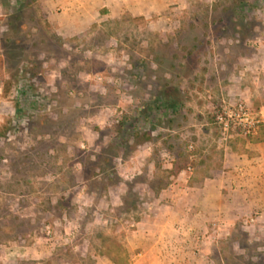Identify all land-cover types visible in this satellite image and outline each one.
<instances>
[{"label":"rangeland","instance_id":"374dc122","mask_svg":"<svg viewBox=\"0 0 264 264\" xmlns=\"http://www.w3.org/2000/svg\"><path fill=\"white\" fill-rule=\"evenodd\" d=\"M71 5L0 0V264H130L162 191L242 148L223 107L264 114V0L104 8L87 29ZM256 217L217 232L206 257L200 234L196 257L264 264Z\"/></svg>","mask_w":264,"mask_h":264},{"label":"crops","instance_id":"0c3cea01","mask_svg":"<svg viewBox=\"0 0 264 264\" xmlns=\"http://www.w3.org/2000/svg\"><path fill=\"white\" fill-rule=\"evenodd\" d=\"M64 1L72 4L74 24L87 29L104 8L112 17L118 10V15L128 12L151 18L172 11L173 2L179 0ZM241 138V149L225 148L218 164L205 168L209 175L197 174L192 184L185 181L162 191L138 223L139 229L128 238L131 251H138L130 264H205L195 254L200 234L207 236L202 248L206 257L217 232L227 231L241 218L255 214L264 225V136L253 141ZM95 264L114 263L104 256Z\"/></svg>","mask_w":264,"mask_h":264},{"label":"built area","instance_id":"2783aa9c","mask_svg":"<svg viewBox=\"0 0 264 264\" xmlns=\"http://www.w3.org/2000/svg\"><path fill=\"white\" fill-rule=\"evenodd\" d=\"M1 105L0 97V120L2 115ZM232 107H223L220 113L216 115V121L221 125L224 133L227 134L233 131L238 136L248 138L257 135L260 129L264 128V114L262 112H254L242 102Z\"/></svg>","mask_w":264,"mask_h":264},{"label":"trees","instance_id":"16d2710c","mask_svg":"<svg viewBox=\"0 0 264 264\" xmlns=\"http://www.w3.org/2000/svg\"><path fill=\"white\" fill-rule=\"evenodd\" d=\"M2 63V60H1V58H0V64ZM1 78H3V71H2V69H1V65H0V79Z\"/></svg>","mask_w":264,"mask_h":264}]
</instances>
